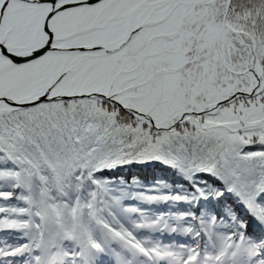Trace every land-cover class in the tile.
<instances>
[{
    "label": "snow or ice",
    "instance_id": "snow-or-ice-1",
    "mask_svg": "<svg viewBox=\"0 0 264 264\" xmlns=\"http://www.w3.org/2000/svg\"><path fill=\"white\" fill-rule=\"evenodd\" d=\"M0 264H264V0H0Z\"/></svg>",
    "mask_w": 264,
    "mask_h": 264
}]
</instances>
